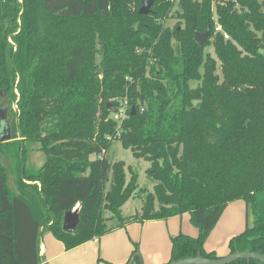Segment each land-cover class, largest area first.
Instances as JSON below:
<instances>
[{
	"label": "trees",
	"instance_id": "1",
	"mask_svg": "<svg viewBox=\"0 0 264 264\" xmlns=\"http://www.w3.org/2000/svg\"><path fill=\"white\" fill-rule=\"evenodd\" d=\"M132 1L0 0V107L15 134L0 143V264H45L46 233L72 250L184 214L198 236L172 237L166 264L215 260L205 243L237 201L247 226L230 254L264 255L263 0H155L148 15L144 0L135 10ZM215 18L230 40L215 34ZM194 27L210 28L203 45ZM125 102L128 118L116 121ZM117 141L150 163L152 191L109 156ZM28 143L45 155L39 169L27 167ZM136 195L140 212L123 216ZM78 206L80 223L67 232L65 215ZM140 258L136 246L127 264Z\"/></svg>",
	"mask_w": 264,
	"mask_h": 264
},
{
	"label": "crops",
	"instance_id": "2",
	"mask_svg": "<svg viewBox=\"0 0 264 264\" xmlns=\"http://www.w3.org/2000/svg\"><path fill=\"white\" fill-rule=\"evenodd\" d=\"M241 202L227 207L205 243L207 252H215L219 257L230 254V239L241 234L247 226V207L245 204L243 225ZM180 233L194 238L198 236L199 230L191 223L189 214L168 220L130 223L72 250H66L61 241L46 233L41 255L45 264H127L138 246L144 264H166L171 258V238Z\"/></svg>",
	"mask_w": 264,
	"mask_h": 264
},
{
	"label": "rangeland",
	"instance_id": "3",
	"mask_svg": "<svg viewBox=\"0 0 264 264\" xmlns=\"http://www.w3.org/2000/svg\"><path fill=\"white\" fill-rule=\"evenodd\" d=\"M167 23L173 27L177 23V20L176 19H170L167 21ZM207 51L212 52L213 48L210 47V48H208ZM3 108H6V107H4V106L0 107V109H3ZM15 110L19 111L18 108H16V106H15ZM8 117H9L10 122L13 124L14 119H13L12 115L8 114ZM13 140H14V138L11 141H13ZM109 156L115 160L124 161L127 169H128V167H131L138 174V183H139V186L141 188L147 189L148 191L153 190L155 183H154L153 179L146 172V170L150 166L149 162H147L141 158H136L133 155L132 151L130 149L123 148L119 141L114 142L112 144L110 151H109ZM3 158H4V156H3ZM26 158H27V167H28V169H31V170L39 169L44 164V161H45V155L40 151V145L38 143H28L27 144V157ZM4 160H5V164H7V165L11 164V162L9 161L10 159L8 160V158L7 159L4 158ZM128 178H130V173H128ZM9 184H10L11 188H13V189L15 188V177L13 174L9 175ZM237 202H239V201H237ZM234 203H236V202H234ZM241 203H243L242 223L244 225L245 219H246V214L244 212L245 211V203L243 201ZM141 207H142V198L138 197L136 195L135 197L131 198L126 203V205L122 208V214H123V216L134 215V214L140 212ZM77 208L75 210L78 211L79 207H77ZM75 210H73V212ZM243 212H244V214H243ZM222 217H223V215H222ZM221 218H220V220H221ZM220 220H219V222H220ZM249 220H250V222H252V220H253L252 216L249 218ZM219 222L217 223V225L219 224ZM45 236H46V234H44L41 237V240L43 242L45 241Z\"/></svg>",
	"mask_w": 264,
	"mask_h": 264
},
{
	"label": "water",
	"instance_id": "4",
	"mask_svg": "<svg viewBox=\"0 0 264 264\" xmlns=\"http://www.w3.org/2000/svg\"><path fill=\"white\" fill-rule=\"evenodd\" d=\"M155 0H147L143 3L139 10V14L148 15L152 12V7ZM196 41L203 45L210 36V28L205 33L198 32L194 27ZM15 134L8 117V109H0V143L9 142L14 138ZM80 223L79 213L77 210L69 212L65 215V226L64 229L67 232H72L76 229ZM239 259H246L248 262L251 260H257L264 263V255L256 254L253 252H237L229 254L225 257H221L215 260L204 258L199 254L195 258H188L180 261H173L170 264H232ZM140 264H144L143 258H140Z\"/></svg>",
	"mask_w": 264,
	"mask_h": 264
},
{
	"label": "built area",
	"instance_id": "5",
	"mask_svg": "<svg viewBox=\"0 0 264 264\" xmlns=\"http://www.w3.org/2000/svg\"><path fill=\"white\" fill-rule=\"evenodd\" d=\"M138 0H134L131 2L130 4V7L131 9L135 10L138 6ZM147 1V0H144V2ZM182 0H170V3L175 7L177 8L178 5L180 4ZM143 5V4H142ZM142 7V6H141ZM263 11H264V0H263ZM216 20V18H215ZM215 34H221L224 36V38L226 40H230V36L228 33H226L222 27L221 24H219L216 20V23H215ZM128 118V103L125 102V105L124 107H122L115 115H114V119L116 121H119V122H122L124 121L125 119ZM76 209V208H75Z\"/></svg>",
	"mask_w": 264,
	"mask_h": 264
},
{
	"label": "bare ground",
	"instance_id": "6",
	"mask_svg": "<svg viewBox=\"0 0 264 264\" xmlns=\"http://www.w3.org/2000/svg\"><path fill=\"white\" fill-rule=\"evenodd\" d=\"M78 209V208H77Z\"/></svg>",
	"mask_w": 264,
	"mask_h": 264
}]
</instances>
